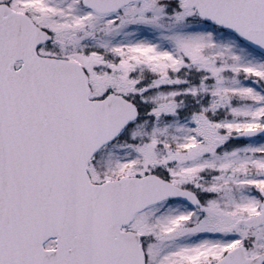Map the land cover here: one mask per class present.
I'll return each mask as SVG.
<instances>
[{
    "label": "snow or ice",
    "instance_id": "snow-or-ice-1",
    "mask_svg": "<svg viewBox=\"0 0 264 264\" xmlns=\"http://www.w3.org/2000/svg\"><path fill=\"white\" fill-rule=\"evenodd\" d=\"M0 264H264V0H0Z\"/></svg>",
    "mask_w": 264,
    "mask_h": 264
}]
</instances>
